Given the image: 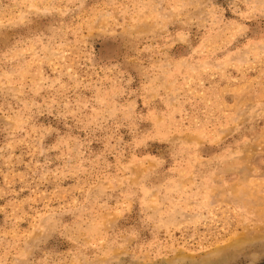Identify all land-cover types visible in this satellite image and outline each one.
<instances>
[{
  "label": "rangeland",
  "instance_id": "rangeland-1",
  "mask_svg": "<svg viewBox=\"0 0 264 264\" xmlns=\"http://www.w3.org/2000/svg\"><path fill=\"white\" fill-rule=\"evenodd\" d=\"M0 264H264V0H0Z\"/></svg>",
  "mask_w": 264,
  "mask_h": 264
}]
</instances>
